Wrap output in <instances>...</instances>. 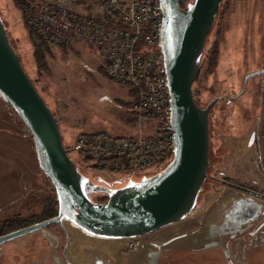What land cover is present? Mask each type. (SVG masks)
Returning a JSON list of instances; mask_svg holds the SVG:
<instances>
[{
	"label": "rangeland",
	"instance_id": "1",
	"mask_svg": "<svg viewBox=\"0 0 264 264\" xmlns=\"http://www.w3.org/2000/svg\"><path fill=\"white\" fill-rule=\"evenodd\" d=\"M68 5L80 13L97 12L88 0ZM0 18L22 69L58 119L68 156L84 175L120 186L151 176L166 164L134 173L87 167L91 161L84 164L71 150L79 134L145 133L129 108L131 89L109 80L99 50L81 41L49 47L37 68L29 34L12 0H0ZM213 45V70H202L192 85L199 107L216 93L231 99L216 100L208 112L206 174L221 171L228 184L216 182V177L215 182L205 180L191 212L139 236L129 251L127 238L96 237L63 220L1 242L0 264H264V135L257 130L264 121V0H221L202 56ZM28 134L0 100V220L14 213H38L51 193L52 184L38 168Z\"/></svg>",
	"mask_w": 264,
	"mask_h": 264
},
{
	"label": "water",
	"instance_id": "2",
	"mask_svg": "<svg viewBox=\"0 0 264 264\" xmlns=\"http://www.w3.org/2000/svg\"><path fill=\"white\" fill-rule=\"evenodd\" d=\"M220 2L188 0L182 5L181 0H159L158 47L169 93L172 155L155 174L115 188L94 183L78 171L62 144L58 119L22 69L0 18V99L29 131L38 168L57 200L55 216L0 235V243L63 220L96 237H139L183 219L195 208L208 167V112L215 99L199 107L191 85ZM97 192L105 193L104 202L90 199Z\"/></svg>",
	"mask_w": 264,
	"mask_h": 264
},
{
	"label": "built area",
	"instance_id": "3",
	"mask_svg": "<svg viewBox=\"0 0 264 264\" xmlns=\"http://www.w3.org/2000/svg\"><path fill=\"white\" fill-rule=\"evenodd\" d=\"M96 13H80L63 5L42 4L29 10L30 26L52 42L81 41L94 46L107 64V76L132 91L129 105L135 124L145 133L122 137L78 135L71 150L95 162L114 155L129 161L132 173L167 163L173 129L163 57L158 47L159 0H88ZM89 5V4H88ZM96 16L106 19L98 21ZM138 237L127 238L130 250Z\"/></svg>",
	"mask_w": 264,
	"mask_h": 264
},
{
	"label": "trees",
	"instance_id": "4",
	"mask_svg": "<svg viewBox=\"0 0 264 264\" xmlns=\"http://www.w3.org/2000/svg\"><path fill=\"white\" fill-rule=\"evenodd\" d=\"M72 1L79 3L80 0H12L14 6L20 11L22 21H23L24 26H25L28 34H29L30 41H31V44L33 47L34 57H35L36 62H37V68H39L41 65L44 64L43 53L48 52L49 47H51V46L52 47L53 46L65 47L68 45L67 44L68 42L55 43V42L50 41L46 37L42 36L41 34H39L27 22V20H26L27 12L29 10L35 8L36 6L42 5V4H50V5L55 4V5L66 6L67 4L72 3ZM186 1L187 0H181V4L184 5L186 3ZM66 7L73 9V7H69V5ZM87 14L89 15V13H87ZM94 18H96L98 21H103L105 23H109V22H106V19L102 18L101 16H96ZM216 51H217V48L215 45H213L212 47L208 48L204 52L202 60L199 61V66H200L201 71L203 70L207 73H210L213 70V68L216 64L215 63L216 62ZM104 63H105V69L107 70V64L105 61H104ZM38 75H39V73H38ZM31 82H32V85L34 86V88L36 89V91L40 94L41 91L39 89H37L34 81H31ZM191 88L193 91V99H194L195 103L197 104L196 97H195V90H194L193 85H191ZM10 109L12 110L11 107H10ZM12 112L14 113V116L20 122V124L24 125L22 123V121L19 119V117L16 115V113L13 110H12ZM79 135H83L86 137L104 136V134H102V133L90 134V135L79 134ZM28 136H29V139H31V135L28 134ZM63 146H64V148L67 149V152H68V146H66V145H63ZM81 159H82L84 164H86V162L90 163V161H91L90 157H81ZM87 167H89L95 171H108L111 173L125 172V171H129V173L132 172L127 157H125L123 155L122 156L121 155H114V156H110L108 158L97 160L95 162L91 161V164H87ZM77 169H78V167H77ZM78 171L81 174H83L79 169H78ZM84 176H86V175H84ZM89 197L92 201H96V202H104L106 200V195H105V193H102V192L92 193V194H90ZM56 211H57V200H56L54 189L52 186L51 187V193L46 195L44 197V199L42 200L41 209L38 213L30 214V215H27L24 217L21 216L19 213H14L10 216H6L3 219H1L0 220V235H3V234L8 233L10 231L16 230L18 228H22L24 226L33 224L37 221H41V220L53 217L56 215Z\"/></svg>",
	"mask_w": 264,
	"mask_h": 264
},
{
	"label": "flooded vegetation",
	"instance_id": "5",
	"mask_svg": "<svg viewBox=\"0 0 264 264\" xmlns=\"http://www.w3.org/2000/svg\"><path fill=\"white\" fill-rule=\"evenodd\" d=\"M202 58H203V56H202V54H201V57H200V61L202 60ZM201 72V70H199V73ZM198 73V74H199ZM218 93H216L215 95H214V99H215V101L216 100H218V99H220V98H222V99H224V101L225 102H227V100L228 101H230L231 99L229 98V97H222V96H220V97H217L216 95H217ZM214 101V102H215ZM257 130H258V132L259 131H261L262 133H263V135H264V121H262V123L260 124H258V127H257ZM218 150H219V147H218ZM219 155H221V154H219ZM208 160H209V158H208ZM87 177V176H86ZM214 177H216L217 178V181L216 182H219V183H223V184H228V181L224 178V177H222V173H221V171H218V172H216L215 173V175H208V174H206V177H205V179H204V181L205 180H207V179H210V180H212L213 182H215V180H214ZM90 179V178H89ZM91 180V179H90ZM92 181V180H91ZM204 181H203V184H204ZM92 182H94V183H98V184H104V183H101L100 181H97V182H95V181H92ZM202 184V185H203ZM105 185V184H104ZM106 186H108V185H106ZM109 187H113V188H115V187H118V186H109ZM238 187V186H237ZM239 189H241V190H243V191H246V192H249V193H252V194H254V195H257V196H261V195H259V194H257L256 192H254V191H252V190H249V189H245V188H241V187H238ZM261 197H263V196H261ZM128 250V249H127ZM129 251V250H128Z\"/></svg>",
	"mask_w": 264,
	"mask_h": 264
},
{
	"label": "crops",
	"instance_id": "6",
	"mask_svg": "<svg viewBox=\"0 0 264 264\" xmlns=\"http://www.w3.org/2000/svg\"><path fill=\"white\" fill-rule=\"evenodd\" d=\"M130 91V90H129ZM131 94V93H130Z\"/></svg>",
	"mask_w": 264,
	"mask_h": 264
}]
</instances>
